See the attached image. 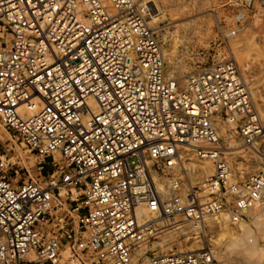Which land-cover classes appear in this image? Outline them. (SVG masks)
<instances>
[{"label": "built area", "instance_id": "2783aa9c", "mask_svg": "<svg viewBox=\"0 0 264 264\" xmlns=\"http://www.w3.org/2000/svg\"><path fill=\"white\" fill-rule=\"evenodd\" d=\"M160 1L0 0V123L60 169L21 181L0 148V264H137L141 246L143 264H219L210 246L148 245L181 221L264 212V173L237 178L223 144L264 136L241 69L169 75L152 26ZM185 149L214 163L188 188L172 174Z\"/></svg>", "mask_w": 264, "mask_h": 264}, {"label": "rangeland", "instance_id": "374dc122", "mask_svg": "<svg viewBox=\"0 0 264 264\" xmlns=\"http://www.w3.org/2000/svg\"><path fill=\"white\" fill-rule=\"evenodd\" d=\"M159 6L172 8L166 19L152 23L164 46L168 74L183 81L201 68L235 61L264 125V2L254 0L249 9L229 0H161ZM8 36L0 22V39L8 41ZM223 144L237 178L264 173V136L254 147L245 148L238 143L236 133H223ZM1 147L6 148L8 172L13 178L43 183L60 174L55 161L38 157L20 140L12 138L0 123ZM181 155L183 161L172 174L183 177L185 188L214 175L212 160L197 158L191 149L183 150ZM255 210L260 209H250L240 223L230 222L226 215L207 218L198 225L181 221L178 229L160 233L148 247L159 252H185L210 246L219 264H264V235L257 239L263 250L252 259L227 248L229 241L243 238L246 225H252L250 214ZM146 258L147 255L137 254L135 260L143 264Z\"/></svg>", "mask_w": 264, "mask_h": 264}, {"label": "bare ground", "instance_id": "6f19581e", "mask_svg": "<svg viewBox=\"0 0 264 264\" xmlns=\"http://www.w3.org/2000/svg\"><path fill=\"white\" fill-rule=\"evenodd\" d=\"M168 11L171 12L172 8L167 10L158 6L157 14L154 16L152 23L156 24L158 20L166 19ZM250 217L253 226L250 224L246 225L243 238H240L236 241H229L227 243V248L231 250H239L248 259H252L255 255L263 250L259 247L257 239L259 235H264V212L261 210H255L251 212ZM143 251L144 246H141L137 250V254L143 255Z\"/></svg>", "mask_w": 264, "mask_h": 264}]
</instances>
